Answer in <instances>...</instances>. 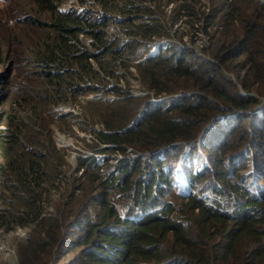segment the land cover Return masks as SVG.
Returning a JSON list of instances; mask_svg holds the SVG:
<instances>
[{
	"label": "trees",
	"instance_id": "trees-1",
	"mask_svg": "<svg viewBox=\"0 0 264 264\" xmlns=\"http://www.w3.org/2000/svg\"><path fill=\"white\" fill-rule=\"evenodd\" d=\"M99 1L105 9H128L127 0ZM57 6L51 3L50 35L35 50L48 93L53 89L49 102L63 101L71 91L81 94L110 86L119 95L115 102L133 109L106 113L96 106L110 104L109 97L93 94L86 99L90 118L104 123L103 128L88 124L98 138L91 148L100 154L80 153L56 213L47 207L52 197L45 182L59 177L61 183L67 176H60L62 161L56 163L51 152L63 148L54 138L41 145L29 136L30 148L6 154L0 171L11 195L9 205L0 208V224L32 225L20 245L19 264H264V226L258 225L264 220L263 184H255L259 196L242 184L238 192L223 196L211 183L218 195L191 191L179 204L163 197L166 191L179 193L172 189V163L187 168L195 156H205L197 176L207 171L208 160L223 176L225 169L232 172L229 162L245 163L254 155L251 148L261 144V139H253L252 151L213 153L221 152L232 130L249 118V128L244 126L238 135L251 131L264 137V115L250 111L261 104L264 114V0H178L175 11L182 16L176 20L184 18L195 35L211 41V56L160 40L157 54L141 59L143 50L167 28L156 7H148L146 17L132 22L130 31L139 40L109 45L100 36V41H92L95 50L79 34L95 33L97 24L81 22ZM131 64L140 73L144 96L135 95L129 80L119 82L125 74L118 66L129 69ZM107 76L119 83L111 86ZM127 149L135 151L129 154ZM148 167L152 180L135 172ZM117 185L120 190L109 196ZM244 192L245 198L240 196ZM227 204L234 207L228 210Z\"/></svg>",
	"mask_w": 264,
	"mask_h": 264
},
{
	"label": "rangeland",
	"instance_id": "rangeland-1",
	"mask_svg": "<svg viewBox=\"0 0 264 264\" xmlns=\"http://www.w3.org/2000/svg\"><path fill=\"white\" fill-rule=\"evenodd\" d=\"M108 1L121 4L126 0ZM51 3L58 5V10L73 12L81 22H95L97 24L95 33L85 30L79 34L81 41H84L87 46L95 50L97 48L92 44V41H100V36H103V41H108L110 45L135 35L133 31H130L132 22H137L146 17V10L151 6L156 7L164 22H166V31L163 36L159 37L160 39L172 41L177 46L184 44L192 47L198 53L206 54V56H211L210 53H207V49H211V41L203 34L195 35L189 29L190 23L185 22L184 18L176 20L177 17L182 16L180 10L179 14L178 11H175L178 0H163L161 3L159 1L152 2L151 0H127L128 9L126 10L119 7H115L114 10L105 9L103 3L99 0H0V166L6 161V154L9 151L21 150L20 153H22L23 148H30L29 136L38 139L41 145L47 144L54 138L58 146L63 149L58 152L51 150L53 159L56 163L62 161L60 176L67 175L61 183H59V177L56 180L49 177L48 181L45 182L50 188V197H52V202L47 207L56 213L57 206L66 199L64 194L66 181L69 178L70 170L80 164V153L93 152L99 154V151L91 148L92 141L98 140V138L91 129H88V124L103 128L104 123L99 119L93 121L90 118L87 108L84 107L86 99L93 94L109 97L113 100L110 104L104 102L96 106L106 113L115 111V108H124L127 112L133 108L129 104L121 106L120 101L115 102L118 100L119 95L110 86L81 94H74L71 91L67 93L65 100L57 103L49 102L50 97L47 95H52L53 89H50V93H48L46 87L47 76L43 74V68L36 59L35 50L39 46L41 47L40 41H46L50 35L51 27L48 22L51 20ZM167 51L165 49L163 52ZM146 54L147 49L143 50L139 58L144 57ZM212 58L214 57L212 56ZM118 67L121 68L120 72L125 74L119 82L125 83L126 80H129L135 95L144 96L146 91L143 88L140 73L136 66L131 64L129 69H125L126 67L123 65ZM224 67L228 74L234 79H238L231 69H228L226 65ZM107 77V82H110L111 86L119 83L117 80H113L111 76ZM250 92L257 94L258 91L252 89ZM117 104L118 106H115ZM249 125L250 118L236 126L232 130L233 133H230L228 141L222 146V151L213 153L218 156L223 153L230 155L236 149H250L253 139H256V143L258 139H261V144L251 148L254 155L248 156V160L244 164L237 165V160L229 162L232 172H228L225 169L226 166H220L219 169H225L226 172L222 173L223 176L216 169L218 166L214 161L208 160L205 166L207 171L203 172V176L201 178L197 175L193 177L194 194L198 193L203 197L211 193L218 195L219 191L213 190L209 186L211 183L222 189L223 196L235 191L238 192L242 188L241 184L245 188L255 180L264 184V178L261 177V170H264V167H262L264 163V137L260 138L261 134L252 133L251 131L250 133L245 131L238 135L244 126L249 128ZM251 149L250 151H252ZM127 151L131 154L135 150L127 149ZM204 151H208V149L204 148ZM110 157H113V159H110L109 165L113 166L115 159L114 156L110 155ZM103 161L102 159L98 160L100 164ZM190 162L195 165L200 163L196 156ZM258 162L261 170H256V177L254 178L253 170L258 168ZM172 164L171 169H174V171L172 170L171 177L173 180L171 183L175 184L172 186V189H174L177 185L175 181L180 167L178 164ZM148 165L150 166V164ZM106 167V165H103L104 169ZM227 167L229 168V166ZM135 172L145 179L152 180L150 176L153 173H149L150 167L141 171L136 169ZM224 176L227 177L228 181L233 180L235 183L227 184L223 178ZM4 180L5 176L0 171V208L9 205L8 197L11 195L6 190L5 184H3ZM118 190H120V186L117 185L115 189L108 192V195H115V191ZM182 195V193L177 194L170 190L166 191L163 197L168 200L172 198L173 202L179 204L184 203L186 200L184 198L186 196ZM240 196L245 198V192L241 193ZM227 207L231 209L234 206L227 204ZM258 225L264 226V220L259 221ZM31 232L32 225H21L12 222L9 225L0 226V264H19L20 245L23 240L30 236ZM75 252L70 253L69 256L71 257Z\"/></svg>",
	"mask_w": 264,
	"mask_h": 264
},
{
	"label": "clouds",
	"instance_id": "clouds-1",
	"mask_svg": "<svg viewBox=\"0 0 264 264\" xmlns=\"http://www.w3.org/2000/svg\"><path fill=\"white\" fill-rule=\"evenodd\" d=\"M129 38H136V39H138V37H134V35L131 36V37H129ZM160 40L163 41L164 39H158V40L153 41L151 43V45L147 48V54L144 55V57H141V58H145V57H148L150 55L157 54ZM141 58H139V59H141ZM241 89L244 91L243 88H241ZM257 106H258V108H256V106H255L250 111L256 112L258 115H261V114L264 115L263 112H262V110H260L261 109L260 108L261 104H258ZM196 157L200 161L199 165H195L194 163H191V162H189V165L187 166V168L181 167L179 165V167H180L178 169L179 174H178V177H177V179L175 181L177 183V185H176L175 188L177 189V191L179 193L189 194L191 191H193V187H192L193 186V184H192L193 177L196 176V175H198L199 174V171L203 170V168H204V164L206 162V157L205 156H202V157L196 156ZM258 159H259V157H258ZM257 167L258 168H255L253 170V177L254 178L256 177V170H261L260 169V166H259V162L257 164ZM262 167H264V163L262 164ZM188 168L190 170V172H188L189 175H187ZM229 169H230V165H229ZM172 170L174 171V169H172ZM173 171H171L170 173L172 174ZM261 173H262L261 177L264 178V170H261ZM190 178H191V180H190ZM255 184L258 185V184H263V183L255 180L250 186L247 185L246 187H247V190L248 191H251L252 193H254L257 196H259V192H257ZM173 185H175V184L173 183ZM262 197H263V194L261 195V199H262ZM231 209H228V210H231Z\"/></svg>",
	"mask_w": 264,
	"mask_h": 264
}]
</instances>
